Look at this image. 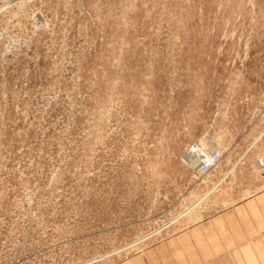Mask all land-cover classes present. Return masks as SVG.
I'll return each mask as SVG.
<instances>
[{
	"label": "rangeland",
	"instance_id": "374dc122",
	"mask_svg": "<svg viewBox=\"0 0 264 264\" xmlns=\"http://www.w3.org/2000/svg\"><path fill=\"white\" fill-rule=\"evenodd\" d=\"M263 126L264 0H0V264H124L254 195Z\"/></svg>",
	"mask_w": 264,
	"mask_h": 264
},
{
	"label": "crops",
	"instance_id": "0c3cea01",
	"mask_svg": "<svg viewBox=\"0 0 264 264\" xmlns=\"http://www.w3.org/2000/svg\"><path fill=\"white\" fill-rule=\"evenodd\" d=\"M263 132L264 126L252 142L263 151L259 160H264ZM262 182L254 195L205 217L124 264H264Z\"/></svg>",
	"mask_w": 264,
	"mask_h": 264
},
{
	"label": "bare ground",
	"instance_id": "6f19581e",
	"mask_svg": "<svg viewBox=\"0 0 264 264\" xmlns=\"http://www.w3.org/2000/svg\"><path fill=\"white\" fill-rule=\"evenodd\" d=\"M196 148L198 149V150L196 151V152H198V153H202V152L204 153V152H205L203 146L197 145ZM187 159H188L189 161H191L192 163H196V160H195L194 157L191 156V155H188V156H187ZM213 159H214L215 161H217V158H215L214 156H213ZM196 164H197V163H196ZM193 165H194V164H193ZM205 165H207V164H205ZM208 168H209V165H208Z\"/></svg>",
	"mask_w": 264,
	"mask_h": 264
},
{
	"label": "built area",
	"instance_id": "2783aa9c",
	"mask_svg": "<svg viewBox=\"0 0 264 264\" xmlns=\"http://www.w3.org/2000/svg\"><path fill=\"white\" fill-rule=\"evenodd\" d=\"M214 157L219 159L218 154L214 155ZM207 167H208V165L204 164V168H207Z\"/></svg>",
	"mask_w": 264,
	"mask_h": 264
}]
</instances>
